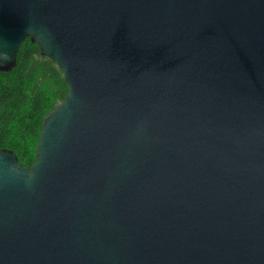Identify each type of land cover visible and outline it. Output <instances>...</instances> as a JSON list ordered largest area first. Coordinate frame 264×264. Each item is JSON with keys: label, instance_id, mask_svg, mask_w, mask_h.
<instances>
[{"label": "water", "instance_id": "water-1", "mask_svg": "<svg viewBox=\"0 0 264 264\" xmlns=\"http://www.w3.org/2000/svg\"><path fill=\"white\" fill-rule=\"evenodd\" d=\"M25 39L68 90L0 150V264H264V0H0Z\"/></svg>", "mask_w": 264, "mask_h": 264}, {"label": "trees", "instance_id": "trees-1", "mask_svg": "<svg viewBox=\"0 0 264 264\" xmlns=\"http://www.w3.org/2000/svg\"><path fill=\"white\" fill-rule=\"evenodd\" d=\"M68 90L62 73L25 39L8 73L0 72V150H11L27 168L35 160L40 127Z\"/></svg>", "mask_w": 264, "mask_h": 264}]
</instances>
